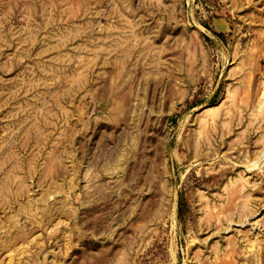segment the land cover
I'll return each mask as SVG.
<instances>
[{"label":"rangeland","instance_id":"374dc122","mask_svg":"<svg viewBox=\"0 0 264 264\" xmlns=\"http://www.w3.org/2000/svg\"><path fill=\"white\" fill-rule=\"evenodd\" d=\"M15 259L264 264V0H0Z\"/></svg>","mask_w":264,"mask_h":264},{"label":"bare ground","instance_id":"6f19581e","mask_svg":"<svg viewBox=\"0 0 264 264\" xmlns=\"http://www.w3.org/2000/svg\"><path fill=\"white\" fill-rule=\"evenodd\" d=\"M262 104H263V102H262ZM261 104V105H262ZM262 107V106H261ZM260 107V108H261ZM137 123V122H136ZM135 142H136V140H135ZM198 144V143H197ZM137 145V144H136ZM198 147V146H197ZM196 147V148H197ZM136 150V149H135ZM217 157H219V155L217 156ZM217 157H216V159H217ZM221 157V156H220ZM217 160H219V159H217ZM222 160V159H221ZM125 167V166H124ZM104 170L106 171H110L111 170V168L110 167H104ZM116 172V171H115ZM110 173V172H109ZM112 177V176H111ZM241 184V183H240ZM71 186L69 187V189H72L73 188V183L71 182V184H70ZM225 189L229 192V194H230V196L231 197H233V198H235V199H237V200H239L240 198H243L242 200V202H243V205H246V196H244V194H242L241 193V191H242V186L240 185V186H236L234 183H231L230 185H228V186H226L225 187ZM11 192V191H10ZM19 194V193H18ZM6 198H7V196H6ZM15 198H16V196H15ZM8 199V198H7ZM7 199H6V201H7ZM51 199V198H50ZM64 208H66V207H64ZM63 208V210H59V209H61V208H58L57 210H58V213L57 212H54V210L55 209H52V207H49L48 206V208H44V209H41L42 211H41V215H42V220L43 221H51L52 222V217L54 216V215H57V216H60L61 214H63L64 212V209ZM71 209V208H70ZM56 210V211H57ZM4 227V226H3ZM15 229V228H14ZM13 230V229H12ZM24 230V229H23ZM25 233V232H24ZM9 234V233H8ZM25 236H27V233H25L24 235H20L19 233H17L16 235H15V238H13L12 240H11V245H16V244H18V243H20V242H24L23 241V238L25 237ZM31 236H33V234H31L28 238H30ZM26 240L27 239H25V242H26ZM66 243H65V245H66V253H64V255L66 256L67 254H69V252H68V250H70L69 248H71L70 246H69V241H65ZM39 243V242H38ZM42 245V244H41ZM40 245V246H41ZM5 247V250L7 251H9L10 250V247L11 246H4ZM39 247V246H38ZM42 247V246H41ZM40 249V248H39ZM43 249V248H42ZM4 250V251H5ZM31 251V250H30ZM38 251V250H37ZM27 252H29L28 251V249H25V248H22L21 247V253L22 254H27ZM8 253V252H7ZM20 254V253H19ZM25 254V255H26ZM63 255V256H64ZM11 256V255H10ZM21 256V255H20ZM12 257H10L9 259H10V261L12 260L11 259ZM17 258V257H16ZM21 259V258H20ZM19 259V260H20ZM16 260V259H15ZM18 260V261H19ZM17 261V260H16ZM18 261H17V263H18ZM8 264V263H7ZM10 264V263H9ZM19 264V263H18Z\"/></svg>","mask_w":264,"mask_h":264}]
</instances>
